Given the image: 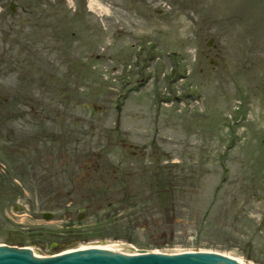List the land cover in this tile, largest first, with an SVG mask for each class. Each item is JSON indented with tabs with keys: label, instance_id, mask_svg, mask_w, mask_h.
<instances>
[{
	"label": "rangeland",
	"instance_id": "374dc122",
	"mask_svg": "<svg viewBox=\"0 0 264 264\" xmlns=\"http://www.w3.org/2000/svg\"><path fill=\"white\" fill-rule=\"evenodd\" d=\"M0 178V244L264 264V0H0Z\"/></svg>",
	"mask_w": 264,
	"mask_h": 264
},
{
	"label": "water",
	"instance_id": "95a60500",
	"mask_svg": "<svg viewBox=\"0 0 264 264\" xmlns=\"http://www.w3.org/2000/svg\"><path fill=\"white\" fill-rule=\"evenodd\" d=\"M11 8L14 12V5H11ZM33 253L28 249L0 247V264H244L218 253H188L172 256L170 254H177L178 252H169V255L136 256V253H132L128 249L117 247L91 249L45 259H38L41 258L39 254Z\"/></svg>",
	"mask_w": 264,
	"mask_h": 264
},
{
	"label": "bare ground",
	"instance_id": "6f19581e",
	"mask_svg": "<svg viewBox=\"0 0 264 264\" xmlns=\"http://www.w3.org/2000/svg\"><path fill=\"white\" fill-rule=\"evenodd\" d=\"M124 248V249H128L129 251H131L132 253H136V254H139V251H135V250H132L128 247H123L119 244H99V245H88V246H83V247H75V248H70V249H67V250H64L62 251L61 253H59L61 256L62 255H66V254H71V253H75V252H78V251H86V250H90V249H108V248ZM35 252V251H33ZM155 253H159V252H155ZM41 258H45V256H41L39 255ZM240 262H243V260H239Z\"/></svg>",
	"mask_w": 264,
	"mask_h": 264
},
{
	"label": "flooded vegetation",
	"instance_id": "af4514ba",
	"mask_svg": "<svg viewBox=\"0 0 264 264\" xmlns=\"http://www.w3.org/2000/svg\"><path fill=\"white\" fill-rule=\"evenodd\" d=\"M71 197H73V196H71ZM72 204H73V199H71V201L69 202V204L66 203L65 207L63 208L64 211H65V213H66V214H69V215H68L69 218H68V220H67L68 224H70V222H72L71 217H72L73 214H74L73 211L71 210V208H73ZM58 207H59L60 210L62 209V207H61L60 205H58ZM58 207H57V204L54 205V206L51 208V209H52L51 212H52V211H53V212L58 211V210H56V208H58ZM52 214H53V213H52ZM52 214H51V215H52ZM51 217H53V215H52ZM60 246H61V244L58 243L56 247H60Z\"/></svg>",
	"mask_w": 264,
	"mask_h": 264
}]
</instances>
